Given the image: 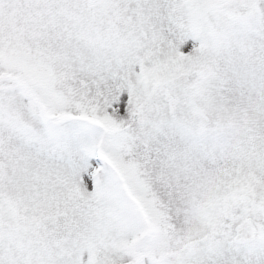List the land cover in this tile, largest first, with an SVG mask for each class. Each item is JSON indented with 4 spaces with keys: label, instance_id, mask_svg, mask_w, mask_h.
I'll list each match as a JSON object with an SVG mask.
<instances>
[{
    "label": "snow or ice",
    "instance_id": "snow-or-ice-1",
    "mask_svg": "<svg viewBox=\"0 0 264 264\" xmlns=\"http://www.w3.org/2000/svg\"><path fill=\"white\" fill-rule=\"evenodd\" d=\"M0 264H264V0H0Z\"/></svg>",
    "mask_w": 264,
    "mask_h": 264
}]
</instances>
